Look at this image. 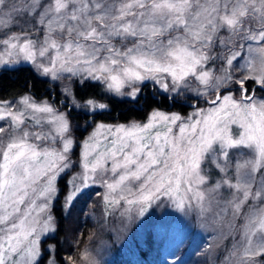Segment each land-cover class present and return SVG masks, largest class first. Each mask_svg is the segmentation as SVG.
Returning <instances> with one entry per match:
<instances>
[{"label":"snow or ice","instance_id":"snow-or-ice-1","mask_svg":"<svg viewBox=\"0 0 264 264\" xmlns=\"http://www.w3.org/2000/svg\"><path fill=\"white\" fill-rule=\"evenodd\" d=\"M20 64L49 88L0 92V264H98L55 238L93 187L102 223L171 208L213 230L196 264H264V0H0V74ZM116 97L149 111L99 119Z\"/></svg>","mask_w":264,"mask_h":264},{"label":"rangeland","instance_id":"rangeland-1","mask_svg":"<svg viewBox=\"0 0 264 264\" xmlns=\"http://www.w3.org/2000/svg\"><path fill=\"white\" fill-rule=\"evenodd\" d=\"M17 66L19 65L14 67ZM166 109L179 111L172 108ZM190 110L186 105L183 111L187 114ZM127 120H143V118H130ZM103 121L120 123L126 120ZM74 122L83 129L84 121L81 117ZM91 130L77 132V138H86ZM76 151L79 152L80 149L77 148ZM97 191L98 189L95 187L89 189L75 203L70 213H64L66 227L63 237L65 242L63 252L71 250L75 235L80 233L84 243L94 247L98 264H108L110 261L107 260L109 259L107 249L110 245H113V240L117 242L121 237L128 235L131 237L134 234L136 235V243L141 245L144 254L139 256L136 252L131 255L134 260L133 264H173L177 255L181 257L180 264H196L199 257L195 253L206 242H211L214 245L216 243L211 239L210 233L213 235L214 233L210 226L205 225L199 218L194 219L191 215L186 217L183 213H178L171 208H155L150 210V213L144 218L136 216L133 212L131 215L124 217L123 223H121L120 215L117 213L114 218L115 224L111 221L102 223V217L96 204L98 197L94 195ZM62 199L63 197H61ZM89 237H92L91 241H89ZM181 240L185 241V245L180 246ZM118 243L121 247L124 245L123 241H118ZM178 246H180L179 253Z\"/></svg>","mask_w":264,"mask_h":264},{"label":"trees","instance_id":"trees-1","mask_svg":"<svg viewBox=\"0 0 264 264\" xmlns=\"http://www.w3.org/2000/svg\"><path fill=\"white\" fill-rule=\"evenodd\" d=\"M18 70H9L0 74V92L3 93H14L22 92L26 87H31L32 90L39 96L47 95V90L49 84L45 79L37 77L36 74L31 70L29 65H19L14 67ZM146 95L151 99L150 89H145ZM156 104L152 107L160 105L162 108H172L176 110H181L180 106L173 107L171 102L165 105L162 101V97H155ZM186 105L183 106V110ZM149 111L148 104L145 99H141L138 103L131 102L126 98L116 97L112 101V111L110 114H106L99 119L103 120H127L130 118H144L145 114ZM74 121L79 120L81 117L78 112H73ZM55 216L58 222V231L55 233V238L57 241L61 242V250L64 251L65 242L63 240L65 231V214L61 210V202L57 201L55 205ZM88 228V226H87ZM110 239V238H109ZM144 240V239H143ZM118 241H123L124 245L121 247ZM117 242L113 240V245L107 249L108 251V264H133L134 260L131 255L138 253V255L144 254V250L141 245L136 243V235L132 234L128 236L121 237ZM48 242H54L49 240Z\"/></svg>","mask_w":264,"mask_h":264}]
</instances>
